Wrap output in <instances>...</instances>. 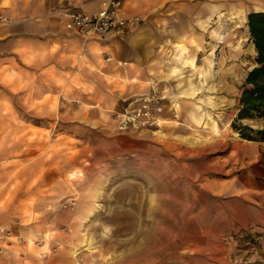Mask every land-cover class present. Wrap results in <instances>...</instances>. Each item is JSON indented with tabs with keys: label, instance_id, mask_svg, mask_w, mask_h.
Here are the masks:
<instances>
[{
	"label": "crops",
	"instance_id": "0c3cea01",
	"mask_svg": "<svg viewBox=\"0 0 264 264\" xmlns=\"http://www.w3.org/2000/svg\"><path fill=\"white\" fill-rule=\"evenodd\" d=\"M77 5L87 10L97 6L90 0H0V226L9 231H0V264L41 260L33 256L30 232L55 226L32 221L33 212L53 207L33 201L61 192L66 177H72L50 171L41 150L47 146L42 133L39 140H28L31 127H18L12 120L56 114L50 94L60 105L80 100L117 114L153 84L164 97L162 126L180 122L182 127L173 129L190 132L201 120L210 82L222 81L226 65L239 66L246 47L255 57L247 13L264 10V0H125L124 14L142 18L137 27L126 36L86 38L65 27V9ZM195 128L213 141L191 138L183 145L174 141V147L206 154L205 170L216 173L206 174L200 187L206 209L202 219L220 230L264 227V163L257 164L264 142L243 138L227 157H208L223 146L228 129ZM22 132H27L24 137L18 134ZM153 178L161 179L159 169ZM87 211L91 207L78 204L66 217L74 220Z\"/></svg>",
	"mask_w": 264,
	"mask_h": 264
},
{
	"label": "rangeland",
	"instance_id": "374dc122",
	"mask_svg": "<svg viewBox=\"0 0 264 264\" xmlns=\"http://www.w3.org/2000/svg\"><path fill=\"white\" fill-rule=\"evenodd\" d=\"M239 59V66L226 65L222 70L221 82H210L209 98L201 101V120L190 132L173 129L182 127L180 122L120 132L113 109L80 100L60 105L52 94L50 106L56 114L20 115L12 120L18 127H31L28 140H39L43 134L47 146L41 150L48 157L50 171L72 175L66 177L61 192L33 201L53 208L33 212L32 221L48 220L55 226L31 230L28 240L33 256L41 258L34 263L264 264V227L220 230L203 220L206 209L200 187L206 174L216 173L205 170L206 154L193 155L184 146L174 147V141H183V145L191 138L213 141L195 128L212 127L213 119L228 130L223 146L212 149L208 157L217 153L227 157L235 141H245L231 123L254 58L246 47ZM241 123L258 128L264 126V119H242ZM41 124L43 127H36ZM26 133L18 134L24 137ZM258 155L259 165L264 163V146ZM156 169L160 180L153 178ZM70 203L73 212H68ZM78 204L91 211L68 219Z\"/></svg>",
	"mask_w": 264,
	"mask_h": 264
},
{
	"label": "built area",
	"instance_id": "2783aa9c",
	"mask_svg": "<svg viewBox=\"0 0 264 264\" xmlns=\"http://www.w3.org/2000/svg\"><path fill=\"white\" fill-rule=\"evenodd\" d=\"M97 6L87 10L81 5L68 6L65 11V27L86 38L103 34L126 36L137 27L142 18L138 15H126L123 12L125 0H90ZM164 97L156 85H151L147 92L135 97L131 104L116 114V129L131 132L162 124ZM70 210L74 204L68 205ZM0 231L9 234L3 226Z\"/></svg>",
	"mask_w": 264,
	"mask_h": 264
},
{
	"label": "trees",
	"instance_id": "16d2710c",
	"mask_svg": "<svg viewBox=\"0 0 264 264\" xmlns=\"http://www.w3.org/2000/svg\"><path fill=\"white\" fill-rule=\"evenodd\" d=\"M247 26L255 47L254 64L245 74L238 97L237 114L231 125L242 138L264 142V126L254 128L241 123L242 119H264V10L249 11Z\"/></svg>",
	"mask_w": 264,
	"mask_h": 264
},
{
	"label": "bare ground",
	"instance_id": "6f19581e",
	"mask_svg": "<svg viewBox=\"0 0 264 264\" xmlns=\"http://www.w3.org/2000/svg\"><path fill=\"white\" fill-rule=\"evenodd\" d=\"M212 126L214 127V129H215L216 131L218 130V127H217L216 122H213Z\"/></svg>",
	"mask_w": 264,
	"mask_h": 264
}]
</instances>
